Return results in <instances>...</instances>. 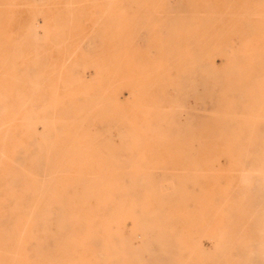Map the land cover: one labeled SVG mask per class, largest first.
<instances>
[{"label": "rangeland", "instance_id": "obj_1", "mask_svg": "<svg viewBox=\"0 0 264 264\" xmlns=\"http://www.w3.org/2000/svg\"><path fill=\"white\" fill-rule=\"evenodd\" d=\"M0 264H264V0H0Z\"/></svg>", "mask_w": 264, "mask_h": 264}]
</instances>
